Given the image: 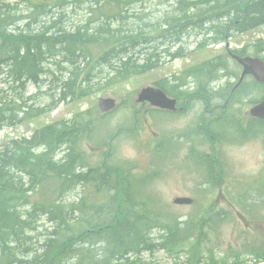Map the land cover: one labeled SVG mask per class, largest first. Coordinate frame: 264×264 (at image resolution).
<instances>
[{"label": "trees", "instance_id": "16d2710c", "mask_svg": "<svg viewBox=\"0 0 264 264\" xmlns=\"http://www.w3.org/2000/svg\"><path fill=\"white\" fill-rule=\"evenodd\" d=\"M75 1L0 0V128L37 119L63 102L84 100L97 88L151 72L165 55L183 56L184 39L196 36L203 47L264 25V0H170L171 9L157 22H131L125 14L131 0H96L89 17L74 26L64 13L53 15L55 7L66 9ZM153 41L156 50L144 51ZM130 47L135 50L129 52ZM256 47L264 50V42L258 40ZM47 78L49 89L42 91ZM163 81L160 86L168 92ZM29 83L36 86L32 93ZM41 93L51 101L43 103ZM114 112L97 116L92 109L77 111L3 144L0 264H155L143 256L160 251L173 257L167 264L264 261L263 248L249 250L256 262H248L246 252L227 250L220 256L218 248H207L210 234L231 219L227 210H214L212 204L193 216L163 211L145 188L147 176L137 172L133 160L116 153V141L128 132L137 135L149 115L135 111L129 120L105 130ZM150 113L164 116L163 110ZM203 161L208 162L207 183L223 186V161L218 156ZM252 190L264 203L263 191ZM258 203L247 207L257 212Z\"/></svg>", "mask_w": 264, "mask_h": 264}, {"label": "rangeland", "instance_id": "374dc122", "mask_svg": "<svg viewBox=\"0 0 264 264\" xmlns=\"http://www.w3.org/2000/svg\"><path fill=\"white\" fill-rule=\"evenodd\" d=\"M35 1L51 2L54 0ZM76 1L66 9L55 7L53 15L59 17L61 13H64L70 19L69 23L73 24V26L83 22L89 17V8L95 4L96 0H87L81 5ZM171 3L172 1L170 0H132L129 4L125 5L127 8L125 14L129 15L131 22L139 18H146L147 20H151V22H157L167 12L165 10L171 9ZM260 38H264V25L247 33L236 35L233 38L230 37L223 43L211 45V47L204 49L205 51H199V38L196 39V36L188 40L184 39L186 40L183 44L185 47L184 55L177 58L165 55L163 62L160 63L157 69L151 72L133 76L128 80L112 85L109 84L103 88H97L84 100L71 103L63 102L55 110L38 119L13 127H1L0 148L11 139L29 136L35 128L42 127L46 123L57 119L69 118L77 111L92 109L98 116L101 114L98 102L102 97H113L119 104L118 110L111 115L110 120L106 123L105 130L108 128L113 129L123 120H129L135 111L145 116H148L152 109L158 112L160 110L154 108L148 102L137 103L135 101L139 93L138 91L142 87L155 85L157 82L163 81L168 75L179 73L186 67L199 64L203 60L221 53L225 55L229 62L230 69L240 72V65H237L228 56L226 51L227 43L230 42V49L251 43L250 51L253 53V43ZM157 47V43L153 41L152 46L145 47L144 51H154ZM131 49L133 48L131 47ZM131 49L129 52H131ZM134 50L135 48L132 51ZM179 57L182 58L178 59ZM105 81L106 78L104 76L101 84L104 85ZM95 83L97 82L95 81ZM49 86L50 81L47 78L41 90L49 89ZM35 90L36 86L29 83L28 92L32 93ZM40 96H42L43 103L51 101L49 95L41 93ZM254 100L257 99L254 97L247 101L243 109L249 110ZM197 117L198 113L193 107L189 108L184 114L175 113L170 115L167 113L163 117L149 116L147 123L144 127H141L137 135H132V133L128 132L116 141V153L123 158L133 160L137 165V172L147 176L145 188L157 199L163 211L174 215L193 216L198 214L202 208L208 209L212 204L215 205L214 210L224 209L229 211L232 216L231 219L223 222L222 225L218 226L210 234L207 248H218L220 256L225 254L227 250L230 254L246 252L244 258L248 262H253L257 257L254 256V252H250L249 250L255 247L264 249V203L259 201V206L256 209L257 212H253L251 211L252 209L247 207L248 201L244 200L242 196L246 189L251 186H257L260 181V175L264 174L262 173L264 171V146L255 140H247V142L242 143H238V141L230 144L225 143L226 140L222 139L217 144V147L220 149L219 155L225 164L224 168L227 178L223 186L213 188L206 181L205 168L195 164L192 165L188 159L190 144L193 146L199 145L198 150L201 149L203 152L209 153L212 149L210 145L212 138L207 137L206 141L201 144L202 139L196 135H192L189 139H183L181 142L177 141L182 147L175 156H170L168 153L174 142L171 137L185 131L188 127L189 129L192 128ZM195 137L197 141H194ZM242 139L240 138V140ZM175 148L176 146L173 145L172 152L175 151ZM192 154L195 153L193 152ZM253 188L264 192V180L260 186ZM75 196L76 193L73 194V197ZM178 196H191L195 199V202L192 205H177L174 203V199ZM247 196L259 197L260 195L256 190L251 189V194L248 193ZM233 197L236 199L233 201L235 204L228 201V199ZM43 222L46 226H49L46 219ZM40 237L42 238V235ZM245 244L248 245L247 248ZM143 258L155 264H167L174 260L173 257L163 251L154 254L146 253ZM184 259V256L181 257V260Z\"/></svg>", "mask_w": 264, "mask_h": 264}, {"label": "flooded vegetation", "instance_id": "af4514ba", "mask_svg": "<svg viewBox=\"0 0 264 264\" xmlns=\"http://www.w3.org/2000/svg\"><path fill=\"white\" fill-rule=\"evenodd\" d=\"M211 45L215 43H210L207 48ZM251 45L230 49V42L227 43L228 56L240 65V72L230 69L225 56L218 58L221 53L165 77L167 94L177 100L176 108H166L165 111L170 115L184 114L193 107L198 113L194 126L179 133L180 142L192 135L201 138V144L207 137L212 138L210 145L217 148V156L220 152L217 144L222 139L230 144L255 140L264 146V118L251 114L253 106L264 99V83L250 72L245 73L246 58L253 55ZM263 52H260V57ZM254 97L257 100L252 101L251 108L243 109L244 104ZM172 138L175 139V135ZM194 141H197L196 137ZM198 148L199 145L190 144L188 159L192 165L200 166L205 155H214L215 152L211 149L205 153Z\"/></svg>", "mask_w": 264, "mask_h": 264}, {"label": "water", "instance_id": "95a60500", "mask_svg": "<svg viewBox=\"0 0 264 264\" xmlns=\"http://www.w3.org/2000/svg\"><path fill=\"white\" fill-rule=\"evenodd\" d=\"M246 62L248 65L246 66L245 73L250 72L259 81L264 82V60L259 57H247ZM137 101H150L153 105L171 109H174L176 105V99L168 97V95L161 88L151 86L144 87L140 91ZM115 107V98L104 97L99 100V108L105 113L110 112ZM252 114L264 117V100L252 109ZM174 202L177 204H190L192 203V198L177 197Z\"/></svg>", "mask_w": 264, "mask_h": 264}, {"label": "bare ground", "instance_id": "6f19581e", "mask_svg": "<svg viewBox=\"0 0 264 264\" xmlns=\"http://www.w3.org/2000/svg\"><path fill=\"white\" fill-rule=\"evenodd\" d=\"M61 1V0H60ZM121 1H123V0H121ZM132 1V0H131ZM22 2V1H21ZM76 2H78V1H76ZM143 3V2H142ZM193 3V2H192ZM41 4V3H40ZM100 6V5H99ZM103 6V5H102ZM43 7V6H42ZM179 7V6H178ZM181 7V6H180ZM179 7V9H181ZM100 8V7H99ZM188 8V7H187ZM24 9V8H23ZM101 9V8H100ZM175 9V8H174ZM59 10V9H58ZM105 10V9H104ZM121 10V9H120ZM184 10V9H183ZM185 10H186V8H185ZM66 11V10H65ZM180 11H182V9L180 10ZM60 12V11H59ZM103 12V11H102ZM12 13V12H11ZM15 13V12H14ZM94 13V12H93ZM106 13H108V12H106ZM17 14V13H16ZM52 14V13H51ZM129 14V13H128ZM151 14V13H150ZM158 14V13H157ZM170 14V13H169ZM168 14V15H169ZM174 14V13H173ZM180 14V13H179ZM109 15V14H108ZM139 15V14H138ZM167 15V14H166ZM181 15V14H180ZM11 16V15H10ZM15 16V15H14ZM106 16V15H105ZM112 16V15H111ZM173 16V15H172ZM11 17H13V16H11ZM18 17H20V16H17V19H18ZM25 17V16H24ZM127 17H129V16H127ZM147 17V16H146ZM37 18V17H36ZM139 18V17H138ZM176 18V17H175ZM185 18V17H184ZM184 18H182L181 17V19L183 20ZM82 19V18H81ZM177 19V18H176ZM201 19V18H200ZM13 20H15V17L13 18ZM156 20V19H155ZM166 20H167V18H166ZM34 21V20H33ZM173 21H175V20H173ZM11 22V21H10ZM49 22V21H48ZM177 22V21H176ZM175 22V23H176ZM201 22V21H200ZM24 23V22H23ZM76 23V22H75ZM107 23V22H106ZM128 23V22H127ZM174 23V24H175ZM205 23V22H204ZM19 24V23H18ZM88 24V23H87ZM143 24V23H142ZM170 24V23H169ZM171 24H172V22H171ZM196 24V23H195ZM23 25V24H22ZM66 25V24H65ZM167 25V24H166ZM126 26V25H125ZM129 26V25H128ZM156 26V25H155ZM10 27V26H9ZM13 27V26H12ZM49 27V26H48ZM140 27V26H139ZM144 27V26H143ZM151 27V26H150ZM83 28V27H82ZM174 28V27H173ZM119 29V28H118ZM76 30V29H75ZM21 31V30H20ZM179 31V30H178ZM198 31V30H197ZM18 32V31H17ZM78 32H80V31H78ZM135 32V31H134ZM88 33V32H87ZM98 33V32H97ZM190 33V32H189ZM85 34H86V32H85ZM181 34V33H180ZM28 35V34H27ZM43 35V34H42ZM46 35V34H45ZM62 35V34H61ZM66 35V34H65ZM87 35V34H86ZM54 36V35H53ZM75 36V35H74ZM85 36V35H84ZM110 36V35H109ZM137 36V35H136ZM181 36V35H180ZM216 36V35H215ZM40 37V36H39ZM86 37V36H85ZM87 37H89L88 35H87ZM87 37H86V39H87ZM127 37V36H126ZM125 37V38H126ZM59 38V37H58ZM91 38V37H90ZM193 38V37H192ZM215 38V37H214ZM217 38H218V36H217ZM50 39V38H49ZM53 39V38H52ZM77 39V38H76ZM83 39V38H82ZM86 39H83V41L85 40L86 41ZM92 39H93V37H92ZM107 39V38H106ZM197 39V38H196ZM205 39V38H204ZM63 40V39H62ZM66 40H68L67 38H66ZM188 40V39H187ZM207 40V39H206ZM58 41V40H57ZM71 41V39L69 40V42ZM81 41V40H80ZM84 41V42H85ZM149 41H150V39H149ZM202 41V40H201ZM102 43V42H101ZM134 43V42H133ZM156 43V42H155ZM33 44V43H32ZM49 44H51V43H49ZM64 44V43H63ZM76 44H77V46H78V43L76 42ZM88 44V43H87ZM112 44V43H111ZM140 44V43H139ZM153 44V43H152ZM159 44V43H158ZM184 44V43H183ZM20 45V44H19ZM43 45V44H42ZM53 45V44H52ZM66 45H68L69 46V44H66ZM75 45V44H74ZM74 45H72V46H74ZM86 45V44H85ZM50 46V45H49ZM55 46V45H54ZM58 46H60V45H58ZM61 46H63V45H61ZM71 46V47H72ZM76 46V45H75ZM76 46V47H77ZM154 46V45H153ZM198 46V45H197ZM47 47V46H46ZM146 47V46H145ZM204 47V46H203ZM7 48V47H6ZM5 48V49H6ZM16 48V47H15ZM49 48V47H48ZM65 48V47H64ZM70 48V47H69ZM142 48V47H141ZM172 48V47H171ZM40 49H42V48H40ZM54 49V48H53ZM79 49H80V46H79ZM82 49V48H81ZM130 49H131V47H130ZM11 50V49H10ZM20 50V49H19ZM44 50V49H43ZM58 50V49H57ZM67 50V49H66ZM69 50H71V49H69ZM72 50H73V48H72ZM77 50V49H76ZM82 50H84V49H82ZM133 49H131V51H132ZM150 50V49H149ZM187 50V49H186ZM190 50V49H189ZM47 51V50H46ZM50 51H51V49H50ZM87 51V50H86ZM128 51H130V50H128ZM160 51V50H159ZM5 52L7 53L8 51H6L5 50ZM48 52V51H47ZM81 52V51H80ZM83 52V51H82ZM192 52V51H191ZM16 53V52H15ZM73 53V52H72ZM78 53V52H77ZM9 54V53H8ZM18 54V53H17ZM52 54V53H51ZM79 54V53H78ZM78 54H77V56H78ZM86 54V53H85ZM125 54V53H124ZM15 55V54H14ZM67 55V54H66ZM10 56V55H9ZM12 56V55H11ZM10 56V57H11ZM20 56V55H19ZM19 56H18V58H19ZM61 56V55H60ZM68 56V55H67ZM81 56V55H80ZM168 56H169V54H168ZM34 57V56H33ZM59 57V56H58ZM64 57V56H63ZM69 57V56H68ZM86 57V56H85ZM13 58H14V56H13ZM39 58V57H38ZM167 58V57H166ZM177 58V57H176ZM218 58H220V57H218ZM16 59H17V57H16ZM21 59V58H20ZM19 59V60H20ZM33 59V58H32ZM31 59V60H32ZM41 59V58H40ZM44 59V58H43ZM42 59V60H43ZM18 60V59H17ZM18 60V61H19ZM52 60V59H51ZM57 60V59H56ZM40 61V60H39ZM60 61V60H59ZM70 61V60H69ZM91 61V60H90ZM94 61V60H93ZM172 61V60H171ZM177 61V60H176ZM21 62H23V61H21ZM163 62V61H162ZM166 62V61H165ZM13 63H15L14 62V60H13ZM86 63V62H85ZM12 64V63H11ZM19 64V63H18ZM17 64V65H18ZM29 64V63H28ZM70 64V63H69ZM77 64V63H76ZM79 64V63H78ZM14 66L16 65V64H13ZM38 65V64H37ZM58 65H59V62H58ZM63 65H65V64H63ZM113 65V64H112ZM164 65V64H163ZM62 66V65H61ZM83 66V65H82ZM107 66V65H106ZM17 67V66H16ZM20 67H22V64H21V66ZM78 67V66H77ZM81 67V66H80ZM117 67V66H116ZM32 68V67H31ZM102 68V67H101ZM16 69H18V68H16ZM35 69H37V67L35 68ZM40 69V68H39ZM75 69V68H74ZM78 69V68H77ZM157 69V68H156ZM21 70V69H20ZM197 70V69H196ZM23 71V70H22ZM30 71V70H29ZM24 72V71H23ZM58 72V71H57ZM127 72V71H126ZM125 73V72H124ZM16 75V74H15ZM56 75V74H55ZM91 75V74H90ZM120 75V74H119ZM58 76V75H57ZM20 79V78H19ZM61 79V78H60ZM93 79V78H92ZM111 80V79H110ZM95 81V80H94ZM108 85V84H107ZM102 86V85H101ZM90 88V87H89ZM87 93H89V92H87ZM86 95V94H85ZM65 103V102H64ZM91 111V110H90ZM88 114V113H87ZM107 116V115H106ZM103 120V119H102ZM103 123V122H102ZM103 125V124H102ZM121 125V124H120ZM103 128V127H102ZM101 128V129H102ZM103 130V129H102ZM96 134V133H95ZM27 135V134H26ZM109 137H110V135H109ZM171 139L172 140H174V138H172L171 137ZM166 147V146H165ZM208 158V155H205L204 156V159H207ZM248 195V194H247ZM137 247V246H136ZM88 247H86V249H87ZM88 250V249H87ZM91 250H92V248H91ZM93 251V250H92ZM97 251V250H96ZM96 251H93V252H96ZM85 252V250L83 251V253ZM148 252V251H147ZM89 253V252H88ZM88 253H86V254H88ZM119 254H121V252L119 253ZM89 255H92V254H89ZM95 255V254H94ZM93 256V255H92ZM91 256V257H92ZM97 257V256H96ZM80 258V257H79ZM75 260V259H74Z\"/></svg>", "mask_w": 264, "mask_h": 264}]
</instances>
